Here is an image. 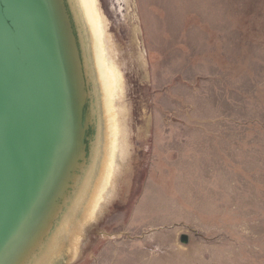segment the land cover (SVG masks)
I'll return each instance as SVG.
<instances>
[{
	"label": "rangeland",
	"instance_id": "obj_1",
	"mask_svg": "<svg viewBox=\"0 0 264 264\" xmlns=\"http://www.w3.org/2000/svg\"><path fill=\"white\" fill-rule=\"evenodd\" d=\"M97 7L126 146L71 264H264V0Z\"/></svg>",
	"mask_w": 264,
	"mask_h": 264
},
{
	"label": "water",
	"instance_id": "obj_2",
	"mask_svg": "<svg viewBox=\"0 0 264 264\" xmlns=\"http://www.w3.org/2000/svg\"><path fill=\"white\" fill-rule=\"evenodd\" d=\"M98 72L80 0H0V264L77 258L110 148Z\"/></svg>",
	"mask_w": 264,
	"mask_h": 264
},
{
	"label": "bare ground",
	"instance_id": "obj_3",
	"mask_svg": "<svg viewBox=\"0 0 264 264\" xmlns=\"http://www.w3.org/2000/svg\"><path fill=\"white\" fill-rule=\"evenodd\" d=\"M80 3L83 6L86 20L90 26L91 34L94 37L95 56L99 79L104 90L108 137L110 138V148L105 161L106 163L103 167L101 177L97 181L93 200L86 214L88 221L85 224L88 225L89 221L95 217L96 210L103 200L105 190L112 183L115 175L116 153L118 151L120 152V150L122 152L126 146L125 131L127 129L124 117L125 111L123 110V106H121L123 103L121 102L123 96L122 75L119 65L116 62V54L112 51L111 41L105 38V23L97 7V0H80ZM119 102L120 105H117Z\"/></svg>",
	"mask_w": 264,
	"mask_h": 264
}]
</instances>
